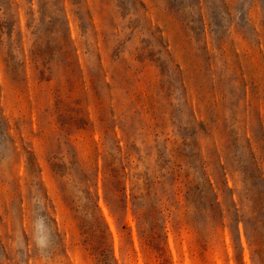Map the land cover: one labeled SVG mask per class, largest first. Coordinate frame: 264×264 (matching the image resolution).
I'll return each instance as SVG.
<instances>
[{
	"label": "rangeland",
	"instance_id": "374dc122",
	"mask_svg": "<svg viewBox=\"0 0 264 264\" xmlns=\"http://www.w3.org/2000/svg\"><path fill=\"white\" fill-rule=\"evenodd\" d=\"M163 262L264 264V0H0V264Z\"/></svg>",
	"mask_w": 264,
	"mask_h": 264
},
{
	"label": "clouds",
	"instance_id": "9594fccd",
	"mask_svg": "<svg viewBox=\"0 0 264 264\" xmlns=\"http://www.w3.org/2000/svg\"><path fill=\"white\" fill-rule=\"evenodd\" d=\"M37 244H38V246L43 247L44 246V241L43 240H38Z\"/></svg>",
	"mask_w": 264,
	"mask_h": 264
},
{
	"label": "trees",
	"instance_id": "16d2710c",
	"mask_svg": "<svg viewBox=\"0 0 264 264\" xmlns=\"http://www.w3.org/2000/svg\"><path fill=\"white\" fill-rule=\"evenodd\" d=\"M163 264H164V262H163Z\"/></svg>",
	"mask_w": 264,
	"mask_h": 264
}]
</instances>
